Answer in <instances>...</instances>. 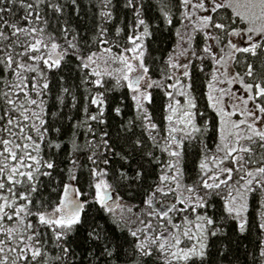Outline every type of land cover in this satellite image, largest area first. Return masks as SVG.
I'll use <instances>...</instances> for the list:
<instances>
[{"label": "snow or ice", "instance_id": "6c2138e0", "mask_svg": "<svg viewBox=\"0 0 264 264\" xmlns=\"http://www.w3.org/2000/svg\"><path fill=\"white\" fill-rule=\"evenodd\" d=\"M65 7L0 0V264H214L216 242L254 227L251 264H264V0H160L155 24L124 0L132 19L114 36L116 4L100 0L90 39ZM176 24L150 66L145 41ZM54 80L77 114L59 126L46 119ZM125 87L127 120L109 96Z\"/></svg>", "mask_w": 264, "mask_h": 264}, {"label": "trees", "instance_id": "16d2710c", "mask_svg": "<svg viewBox=\"0 0 264 264\" xmlns=\"http://www.w3.org/2000/svg\"><path fill=\"white\" fill-rule=\"evenodd\" d=\"M60 2L66 5L65 16L62 19H69L72 27L76 28L81 35H86L90 39L93 35V31H90V29H93L94 24L99 20L98 10L100 0H79L81 10L80 16L78 18L76 17L75 11L70 5V0H60ZM113 3L116 4V8L114 10L115 19L112 24L109 25L110 36L115 35L116 27H124V25L129 23L132 19V13L123 8L124 0H113ZM143 3L145 18H152V22L153 24H155L157 22V18L160 15V0H143ZM161 26L163 27L162 23ZM179 27L180 25L176 24L171 33L166 30L162 36L157 34L156 36L151 37L145 41L147 48L145 58L150 66L155 67L153 63L154 57L164 56L166 58V53L171 51V49L175 46V42L177 40V37L175 36V28ZM128 31L129 30L125 28V32L121 35V37L117 38L121 43L125 41ZM206 71H208V69H206ZM65 76H67V73H65ZM154 78L158 79L159 76L154 75ZM51 88L52 91L45 97L47 101L46 119L49 122H55L57 126L62 123L66 124L68 123L69 115H72L74 118L77 115L75 110L70 111V97H65V104L68 105V107H64L57 99V97L61 95L60 85L54 80ZM80 91L82 92L83 90L81 89ZM152 92L155 103L154 115L159 119L162 115V106L166 102V98L163 96V92L160 89H153ZM130 95L131 94L128 92V89L126 87L115 88L109 93L110 98L115 97L117 103H119L121 98H124V105H122V107L124 108V120H127L132 115H134V107L132 106L133 102L130 100ZM201 104H203V101H201ZM208 111L211 115V110ZM116 119L119 120L121 118L117 117ZM72 122L75 123V119H73ZM51 135L55 136L56 134L55 132H52ZM64 139L67 140L66 137ZM78 143H84L83 131H81L78 137ZM207 143L210 146L214 147L215 141L212 137H209L207 138ZM67 147L70 150L71 146L68 145ZM199 149L200 145L198 142H193V144L189 146L188 151L190 153V159L196 158V154L199 152ZM63 155V153L60 154L61 159L63 158ZM80 162L86 163L83 155H81L80 157ZM61 166L63 167L64 165ZM82 171L84 176L86 177L87 167H84ZM258 211V205L250 207V212L252 216L256 218L257 224L259 223ZM259 235L260 234L255 227L252 229L250 234H246V239L240 238L237 232L229 231L228 237L222 238V241L216 242L215 248L210 249V251H212L213 253L212 259L214 261V264H251L252 253L255 245L259 242L257 239ZM223 245H228L229 251L227 252L226 257H220L216 251V249L222 248Z\"/></svg>", "mask_w": 264, "mask_h": 264}, {"label": "rangeland", "instance_id": "374dc122", "mask_svg": "<svg viewBox=\"0 0 264 264\" xmlns=\"http://www.w3.org/2000/svg\"><path fill=\"white\" fill-rule=\"evenodd\" d=\"M175 47V46H174Z\"/></svg>", "mask_w": 264, "mask_h": 264}]
</instances>
